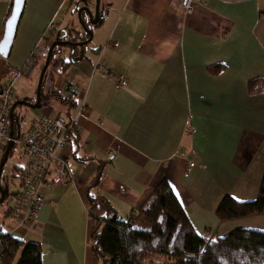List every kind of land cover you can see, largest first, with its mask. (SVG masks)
<instances>
[{
  "label": "crops",
  "instance_id": "0c3cea01",
  "mask_svg": "<svg viewBox=\"0 0 264 264\" xmlns=\"http://www.w3.org/2000/svg\"><path fill=\"white\" fill-rule=\"evenodd\" d=\"M13 2L0 0V40ZM72 4L25 0L8 67L22 66L37 45L48 53L44 34ZM108 5L87 46L58 53L53 65L55 90L76 103L55 90L53 102L68 104L70 117L87 106L62 150L72 178L43 190L34 222L9 215L6 232L40 243L42 264H101L95 217L107 204L130 214L162 180L176 186L198 233L264 231V213L221 220L216 212L226 194L255 199L264 172V0H193L190 10L180 0ZM111 73L128 81L118 86ZM55 105L39 116L62 115Z\"/></svg>",
  "mask_w": 264,
  "mask_h": 264
},
{
  "label": "trees",
  "instance_id": "16d2710c",
  "mask_svg": "<svg viewBox=\"0 0 264 264\" xmlns=\"http://www.w3.org/2000/svg\"><path fill=\"white\" fill-rule=\"evenodd\" d=\"M53 94L71 107L76 103L58 90ZM15 123L14 134L20 130L18 120ZM14 170L20 176L21 165H15ZM107 206L102 217H95L91 230L92 249L101 264H264V231L238 228L223 237L198 233L167 180L126 216ZM216 212L221 220L264 213V172L255 199L241 201L226 194ZM9 215L8 206L4 217ZM3 225L0 221L1 264H42L41 244L16 238L3 231Z\"/></svg>",
  "mask_w": 264,
  "mask_h": 264
},
{
  "label": "built area",
  "instance_id": "2783aa9c",
  "mask_svg": "<svg viewBox=\"0 0 264 264\" xmlns=\"http://www.w3.org/2000/svg\"><path fill=\"white\" fill-rule=\"evenodd\" d=\"M193 0H180L187 10ZM46 54L45 48L37 45L27 61L20 67H12L0 77V149L5 152L9 141L22 146L25 162L21 165V183L11 197L9 205L12 216L20 223H32L44 203L43 190L58 180H70L72 172L62 150L67 146L69 134L78 129L80 117L85 113V102L79 104L76 113L69 117L43 114L34 119L24 131L16 134L9 131V114L14 105L15 83L31 73L36 62ZM111 75L118 86L125 85L127 76ZM195 165L189 164V169Z\"/></svg>",
  "mask_w": 264,
  "mask_h": 264
},
{
  "label": "rangeland",
  "instance_id": "374dc122",
  "mask_svg": "<svg viewBox=\"0 0 264 264\" xmlns=\"http://www.w3.org/2000/svg\"><path fill=\"white\" fill-rule=\"evenodd\" d=\"M109 2L110 0H99V11L103 13V15L105 12V8L108 9L107 13L108 11H110L109 9L110 5H108ZM96 4H97V0H73V4L69 12L67 13L66 17H61V18L59 17V19H57L56 21L51 23L50 26H48L46 30V34H44V37L42 39V44L48 47L50 43H52L58 38H62L65 34H67L68 37H75L74 39H81L82 37L87 36L88 35L87 33L84 34L82 32L80 34L78 31L79 29L83 30V24L81 22V18L82 20L86 21L87 24L90 22L89 14L84 9L80 16L78 10L81 8H90L93 14H95ZM99 27L100 26L97 24H91L92 33L93 30L98 29ZM92 43L93 41L90 42V44ZM86 46L87 44L84 45L83 47ZM57 49H62L61 54L63 56H68V51L70 47L66 45H62V46L59 45ZM58 53L59 52L54 54L53 59L49 63L44 73V77L41 85V105L39 107L34 108L26 104H17L14 108L13 113L9 114L10 132L16 129L15 122L17 120L19 123L20 131L26 130L30 122L39 116L42 106L45 105L46 103H51V102L55 103L56 108L58 110H61L63 117L66 118L70 117L69 110H71V108L68 104L53 102L55 100L54 97L52 96V91L58 88L56 82L59 78L58 77L59 73L53 70V65L55 59L59 56ZM1 61L3 62L6 61L7 63L6 62L3 63ZM0 62H1L0 72L2 71L3 68L7 67L5 71H7L9 68H12V66L8 67L9 64H8V59L6 57L0 55ZM45 62H46V55L40 58V60L35 64L33 70L29 75L21 77L16 81L14 103H16L17 101H30V102L35 101L39 79ZM4 153L5 152L1 151L0 149V165L3 161ZM24 162H25V157L22 152V146L15 143L0 173V197L2 196V192H4L5 195L3 202H0V221H3L4 229L8 228L7 224L9 222L8 219L9 217L7 218L4 217L5 210L8 208L9 205L12 204L11 201L12 192L18 189L19 188L18 186H20L21 183V177L14 170V166L22 165Z\"/></svg>",
  "mask_w": 264,
  "mask_h": 264
},
{
  "label": "water",
  "instance_id": "95a60500",
  "mask_svg": "<svg viewBox=\"0 0 264 264\" xmlns=\"http://www.w3.org/2000/svg\"><path fill=\"white\" fill-rule=\"evenodd\" d=\"M24 5H25V0H20L19 3L17 2V0H14V2H13L11 14L6 21L4 35H3L2 39L0 40V55L3 57H7L11 51L13 41H14V38L16 35L17 27H18L20 18L22 16V13L24 10ZM83 9H85L88 12L90 22L87 24L84 20H82V18H81V22L83 24V30L87 34H89L90 38L87 40L79 41L77 39H74L75 37H68L67 34H65L62 38H58L55 41H53L49 50H48L46 62H45V65L42 69V72H41L35 101L34 102L17 101L16 103H14V105L10 111V114L13 113L14 108L17 104H26V105H29V106L34 107V108L39 107L41 105V85H42L44 73H45L46 68L48 67L49 63L51 62L52 56L57 52H59L61 54L62 49H57V47L59 45L69 46L70 51L73 54L77 48L83 46L92 38L91 24H96L102 18V13L99 11V0H97L95 14H93V12L90 10V8H81L78 10L80 16L82 14ZM9 22H11V31H9V29H8ZM13 145H14V142L12 140L9 141L7 148L5 150V153H4L3 161L0 165V173L2 171V167L5 163V161L7 160L8 156H9L10 149L13 147ZM4 197H5L4 192H2V196L0 197V202H3Z\"/></svg>",
  "mask_w": 264,
  "mask_h": 264
},
{
  "label": "snow or ice",
  "instance_id": "6c2138e0",
  "mask_svg": "<svg viewBox=\"0 0 264 264\" xmlns=\"http://www.w3.org/2000/svg\"><path fill=\"white\" fill-rule=\"evenodd\" d=\"M17 2L19 3L20 0H17ZM8 29H9V31H11V22H9ZM169 187L171 188L172 192L175 193L176 198L179 199L180 194H179L178 190L176 189V186L174 184H172L171 181H169ZM234 198L237 200L239 199L238 197H234ZM3 231H7V230L4 229Z\"/></svg>",
  "mask_w": 264,
  "mask_h": 264
}]
</instances>
